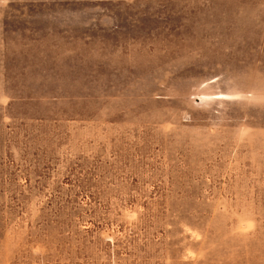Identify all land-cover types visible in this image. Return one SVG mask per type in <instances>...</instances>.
Segmentation results:
<instances>
[{"label": "rangeland", "instance_id": "1", "mask_svg": "<svg viewBox=\"0 0 264 264\" xmlns=\"http://www.w3.org/2000/svg\"><path fill=\"white\" fill-rule=\"evenodd\" d=\"M0 264H264V0H0Z\"/></svg>", "mask_w": 264, "mask_h": 264}]
</instances>
